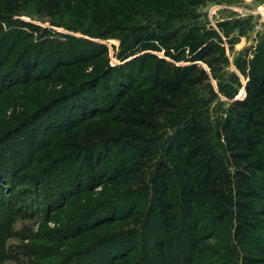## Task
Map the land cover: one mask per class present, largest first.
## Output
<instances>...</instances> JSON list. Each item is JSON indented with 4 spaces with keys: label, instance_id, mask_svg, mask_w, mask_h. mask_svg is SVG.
Returning <instances> with one entry per match:
<instances>
[{
    "label": "trees",
    "instance_id": "16d2710c",
    "mask_svg": "<svg viewBox=\"0 0 264 264\" xmlns=\"http://www.w3.org/2000/svg\"><path fill=\"white\" fill-rule=\"evenodd\" d=\"M197 1L83 0L94 25L92 33L86 34L118 40V58L131 59L118 67L108 65L103 47L79 49L76 42L69 48L70 61L57 59L50 72L38 75L34 50L26 54L28 45L11 33L0 39V97H15L10 98L8 116L0 121V188L27 185L21 175L27 168L6 153L13 143L11 137L20 127L62 105L69 110L68 118H73H67V126L62 123L64 130L45 158L44 175H51L60 163L62 167L83 166L86 172L68 177L55 190L38 176V182L31 180L33 187L19 193L26 203L50 204L57 199L65 206L81 192L109 185L107 192L112 196L50 232L56 242L66 241L73 231V236H79L85 229L95 231L115 221H131L130 234L118 235L115 241L103 237L90 243L86 253H62L60 264H79L89 257L92 260L87 259V264L129 263V252L140 257L130 264H144L151 253L157 264H174L176 256L185 255L182 264H195L196 254L210 261L203 264H215L221 248L207 242L217 240L218 234L240 248H253L258 229L264 225V51H256L249 61L243 97L233 100L235 94L230 95L232 101L224 113L214 117L211 106L216 94L197 64H207L217 79L214 65L215 55L222 54L220 46L193 32L179 38L169 29L157 33L128 24V13L145 2L176 8ZM31 3L42 11L60 12L62 5L71 9V0H0V19L23 13ZM148 50L162 51L174 63ZM138 52L142 55L134 57ZM108 80L115 82L113 86ZM34 84L39 86L32 96L21 92ZM101 85L104 104L98 92ZM14 88L20 89L11 93ZM224 89L220 87L221 92ZM59 125L56 118L50 119L46 130L54 132ZM27 162L31 165L34 160ZM47 198L49 203H45ZM141 199L144 206L139 205ZM152 224L159 225V237L148 251ZM141 233L142 248H132ZM113 242L120 244L114 248ZM263 250L254 252L262 257L261 263L246 258L264 264Z\"/></svg>",
    "mask_w": 264,
    "mask_h": 264
},
{
    "label": "rangeland",
    "instance_id": "374dc122",
    "mask_svg": "<svg viewBox=\"0 0 264 264\" xmlns=\"http://www.w3.org/2000/svg\"><path fill=\"white\" fill-rule=\"evenodd\" d=\"M82 2L83 0H71V9L62 5L60 12L48 9L42 11L37 8L36 4L31 3L23 13L11 16L8 20L0 19V39L5 33L8 35L11 33L19 38L21 44L28 45L29 49L26 54L29 53L30 48L31 53L34 50L33 55L37 57L39 63L38 75L50 72L49 70L54 68L57 59L61 62L70 61L72 53L69 48L76 42L80 44L79 49H88L89 46L103 47L107 52L105 58L111 68L131 60L129 58L121 61L118 58L117 54L120 50L118 40L99 39L86 34L94 29V25H91L92 22L88 19L90 12L85 9ZM128 19L129 26L145 27L157 33H163L166 32L165 29H169V31H174L179 38L186 33L193 32L198 36L204 35L207 42L220 46L222 54L215 55L217 62L214 65L217 79L212 76L207 64L200 62L197 64L207 73L209 84L216 94V100L211 106L214 117H220L224 113L227 105L232 101L229 99L230 95L235 94L233 100L243 97L244 86L250 71L249 61L256 51H264V0H200V3L197 1L196 5L195 2H187L185 5H176V8L154 7L145 2L142 7L131 10L128 13ZM146 53L165 58L162 51L148 50ZM139 55L142 53L138 52L134 57ZM165 59L174 63L168 58ZM176 65L185 64L176 63ZM108 81L110 86L115 83ZM40 85H44L42 80H40ZM38 86L31 85L21 89V92L23 91L26 96H32ZM222 86L225 89L221 92L220 87ZM19 89L14 88L11 93ZM98 92L104 104L106 102L104 85L100 86ZM10 98H12L11 95L0 97V121L9 114L7 108L11 104ZM69 116V110L62 109V105H56L45 115L41 114L28 125L20 127L18 133L11 137L13 143H11L10 151L6 149V153L13 154L16 161L25 169L27 168L21 173L24 177V184L27 185L18 187V189L11 188V186H6V189L0 188V264H60L62 253H72L70 254L72 256H75L73 253L80 254L81 251L86 253V247L90 243L99 241L103 237H111L115 241L117 238L120 239L119 236L122 234H130L131 221H115L95 231L85 229L84 233L79 236H73L75 234L73 231L69 234V239L62 242H56L50 236V232L64 228L70 220L74 222L81 213L108 199L107 196H112V192H107L109 185L94 189L92 192H81L77 197L69 199L65 206H62L57 199L54 203L51 202V205L26 203L22 194L19 193L22 188L33 187L34 182H38V176L49 182L51 188L55 190L56 186L59 184L62 186L68 177H75L77 173L86 172L83 166L65 165L62 167L60 163L53 167L56 169L52 170L51 175L48 177L44 175L47 153L59 140L63 129L62 123L66 124ZM54 118L57 124L61 125L54 132L46 130L47 122ZM71 118L73 117L68 119ZM27 159L34 160V162L28 165ZM34 178L37 180L32 182ZM47 201L49 198L45 203H49ZM139 205L144 206L145 201L141 199ZM89 222V220L86 221V223ZM158 226L151 225L149 238L147 237L149 239L146 246L148 251L152 249L154 240L159 237L156 233L159 230ZM257 233L253 248L250 249L252 252L238 247L232 241L229 242L227 238L224 239L223 235L218 234L217 240H209L207 242L209 246L218 244L221 248L218 249V257H214L215 264H254L251 261L255 259L261 263L262 257L254 252L259 248L264 249L263 224ZM135 238L134 245L129 246L135 249L142 248L144 234L141 233ZM113 244L116 248L120 243L113 242ZM113 244L107 246L112 247ZM102 251L105 252L103 249ZM129 253L128 257H131L129 263L117 261L115 264H130L140 259L137 252ZM154 255L155 253L148 254L147 262L144 264H157ZM246 256H249L251 261ZM186 257L187 255L176 256L174 264H182ZM87 259L92 260L91 257ZM87 259L80 261L79 264H87ZM203 260L200 255L196 254L195 264L210 262Z\"/></svg>",
    "mask_w": 264,
    "mask_h": 264
}]
</instances>
